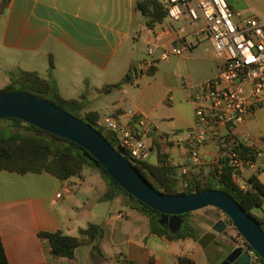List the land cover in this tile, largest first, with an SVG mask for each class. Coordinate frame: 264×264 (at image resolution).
<instances>
[{
  "label": "crops",
  "instance_id": "0c3cea01",
  "mask_svg": "<svg viewBox=\"0 0 264 264\" xmlns=\"http://www.w3.org/2000/svg\"><path fill=\"white\" fill-rule=\"evenodd\" d=\"M137 2L0 0V89L10 83V72L24 70L43 78H49L51 72L63 98L84 97V113H95L99 121L111 118L141 130L147 145L141 161L158 165L160 155H166L168 164L177 168L180 186L195 177L205 180L212 171L208 167L219 163V139L208 137L200 150L201 162L196 163L191 156L189 136L194 126L193 114L183 116L177 111L171 119L174 127L166 131L151 117L155 109L143 106L147 90L142 86L147 83V75H157L156 62L154 73L149 71L120 88H112L138 63L149 58L150 47L159 46L154 57L157 61L176 44L178 36L185 37L192 52L199 37L206 34L199 33L202 24L174 23L168 17L152 29ZM228 2L242 17L256 14L264 19L263 11L244 16ZM158 51L160 58L156 56ZM191 94L181 103L192 105ZM100 102L104 105L98 107ZM130 105L132 111L126 109ZM259 111L254 118L233 128L239 139L248 135L264 138ZM258 165L263 169L261 162ZM90 175L88 178L83 173L82 177L61 181L47 173L0 172V234L10 264H179L180 257H189L199 264L198 258L204 255L199 241L169 240L153 234L148 218L130 208L127 199L118 196L103 200L107 191L104 180L94 173ZM252 176L264 183V172L256 168L242 169L236 182L245 186ZM256 215L264 217V207ZM90 224L103 229L99 253L95 243H87L77 248L72 259L56 258L48 240L40 236L41 232L62 231L79 237L80 230Z\"/></svg>",
  "mask_w": 264,
  "mask_h": 264
},
{
  "label": "trees",
  "instance_id": "16d2710c",
  "mask_svg": "<svg viewBox=\"0 0 264 264\" xmlns=\"http://www.w3.org/2000/svg\"><path fill=\"white\" fill-rule=\"evenodd\" d=\"M137 7L147 19V26L154 28L157 23H162L167 17V11L159 0H138ZM54 69V63L50 60V71ZM151 74L155 69L150 70ZM10 83L0 89L4 92H25L40 99L56 104L73 114L74 116L91 124L101 132L108 141L116 147V136L114 133L106 134L103 128L98 127L99 121L95 113H84L87 102L84 97L80 100H67L59 92L57 81L51 76L43 78L35 72L17 70L9 73ZM131 71L120 84L112 88H120L124 83L132 82ZM111 88V87H110ZM6 121L7 125L0 128V172L8 171L19 175L47 173L53 177L68 181L73 177H82L88 166L97 167L102 172L107 184V191L103 200L110 201L118 196L129 198L130 208L137 210L149 220L150 230L153 234L166 236L169 240L192 238L199 241L190 216L186 213L180 217L183 219L181 229L173 233L167 225H162L160 219L162 214L126 192L116 183L105 171V169L93 158V156L81 146L66 138H62L44 132L38 135L36 126L28 124L17 118L0 119ZM236 152L247 156L249 151L243 147H236ZM218 165L210 172L205 180L198 178L189 179L180 186L177 168L168 164L167 156L160 155L159 164L151 165L141 160H135L134 166L141 172L158 191L172 195H188L199 193L205 190H221L231 195L244 209L256 219L264 230V217L256 215V212L264 207V183L256 176L247 180L245 187H242L234 179L235 168L230 164L228 156L222 151ZM130 159L129 157H127ZM186 184V185H185ZM228 223L234 225L228 218ZM40 236L47 239L51 246V254L56 257L74 258L78 247L95 243V251L100 249L98 242L103 236V229L100 225L90 224L86 229H81L79 237H72L62 231L41 232ZM258 255V254H257ZM259 256V255H258ZM262 264L263 259L259 256ZM0 264H10L3 239L0 234ZM179 264H197L189 257H180Z\"/></svg>",
  "mask_w": 264,
  "mask_h": 264
},
{
  "label": "built area",
  "instance_id": "2783aa9c",
  "mask_svg": "<svg viewBox=\"0 0 264 264\" xmlns=\"http://www.w3.org/2000/svg\"><path fill=\"white\" fill-rule=\"evenodd\" d=\"M163 4L167 17L174 23L202 22L199 33L208 35L218 62L217 74L201 82L191 94L194 126L189 136L194 162H201V148L209 136H215L221 152L235 168L236 181L244 168H256L263 173L264 167L259 168L258 162L264 165V138L248 135L239 139L233 128L254 118L256 112L264 108V19L256 14L242 17L227 0H163ZM158 47H150L149 58L131 70L133 79L147 74L155 66ZM189 52L190 44L185 37L178 36L176 44L164 52L161 59H167L169 54L184 56ZM97 125L115 134L116 147H122L127 157L134 161L143 158L147 145L141 130L111 118L98 121ZM240 146L249 151L247 156L234 150ZM247 250L252 264H262L254 250Z\"/></svg>",
  "mask_w": 264,
  "mask_h": 264
},
{
  "label": "water",
  "instance_id": "95a60500",
  "mask_svg": "<svg viewBox=\"0 0 264 264\" xmlns=\"http://www.w3.org/2000/svg\"><path fill=\"white\" fill-rule=\"evenodd\" d=\"M17 118L44 132L66 138L88 151L107 174L126 192L160 212V223L173 233L183 224L180 217L208 207L221 210L233 222L244 238L245 245L233 249L220 264H252L247 248L254 250L264 261V230L259 222L228 193L205 190L188 195H172L158 191L128 159L122 147L113 146L91 124L67 112L60 106L25 92L0 94V119ZM227 225L219 221L214 230L225 231Z\"/></svg>",
  "mask_w": 264,
  "mask_h": 264
},
{
  "label": "rangeland",
  "instance_id": "374dc122",
  "mask_svg": "<svg viewBox=\"0 0 264 264\" xmlns=\"http://www.w3.org/2000/svg\"><path fill=\"white\" fill-rule=\"evenodd\" d=\"M230 1L235 9L244 13V16H249L256 12L260 13V11L264 12V0ZM201 24L202 22L198 23V25ZM156 56L160 58L161 51H158ZM156 63L158 67L157 75L155 77L147 75V83L142 86L147 90V97L143 102V106L149 110L155 109L150 114L153 120L157 125L161 124V127L166 131H171L174 127L171 119L175 117L177 111L183 116L193 114L194 117L193 104L185 105V103L181 102H184L188 93H192L193 89L198 87L201 82L215 76L218 62L215 59L214 46L208 36L204 34L199 37V43L191 53H187L184 56L169 54L167 59H159ZM138 82L140 83L141 81ZM164 98H166L165 103H162L161 101ZM168 99H170V103ZM96 105L101 107L104 105V102L97 103ZM126 109L131 110L133 106L130 105ZM145 111L147 112V110ZM258 114L259 117H262V124L264 126V109L259 111ZM101 115L103 116L104 113ZM5 125H7L6 121L0 122V128H3ZM105 132L108 134V131ZM209 168L214 170L212 165ZM83 173L88 178L91 177V173H94L104 180L102 172L97 167L88 166ZM105 185L107 188L106 182ZM32 191L33 193H38L30 189V192ZM122 197L129 200L126 196ZM190 220L196 229L199 243L204 250V255L198 258L199 264L221 263L224 256L229 252V249L236 248L244 243V238L235 226L228 223L226 214L215 207H208L192 212ZM219 221H223L227 225L225 231L222 233L214 230V225Z\"/></svg>",
  "mask_w": 264,
  "mask_h": 264
}]
</instances>
